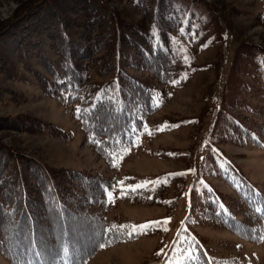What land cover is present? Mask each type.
<instances>
[{"label":"trees","instance_id":"16d2710c","mask_svg":"<svg viewBox=\"0 0 264 264\" xmlns=\"http://www.w3.org/2000/svg\"><path fill=\"white\" fill-rule=\"evenodd\" d=\"M37 1L29 3L24 13L15 14L10 25L6 23L0 29V35L11 30L10 43H14L17 54L24 61L27 56L39 61L43 70L42 80L38 81L42 94L57 101L77 124L81 143L118 171L131 151L144 147L145 139L169 128L167 124L150 126L149 117L198 70L189 49L196 46L201 51L213 41L210 37L206 41L201 35L196 37V18L175 6L174 0H124L138 16L132 23L119 19L103 0H41L36 4ZM60 3L66 8L64 12ZM189 3L209 6L200 0ZM226 38L223 32L224 58ZM257 63L251 75L258 85L259 104L252 106L241 100L243 105L236 102L231 112L226 109L222 113L221 98L212 97L216 111L187 165L191 181L198 185L184 190L186 202L201 187L196 196L204 213L251 242L263 236L264 192L245 181L221 154L217 140L251 143L264 156V55ZM93 67L102 79L93 78ZM220 80L219 76L218 84ZM10 120L4 127L17 129L16 121ZM23 125L31 128L29 132L48 131L62 140L72 138L70 132L37 120ZM13 156L0 146V256L7 263L85 264L96 250L142 235L161 231L163 240L162 228L141 229L130 221L110 224L98 214H89L91 221H83L90 206L95 209V204H107L112 198L109 186L100 178L73 170H49L29 156ZM213 176L225 182L237 207L254 216V222L235 216L211 187L208 178ZM174 180L178 176L166 174L157 184L146 181L145 188L134 182L131 188H125L127 183L123 181L117 184V198L159 206L161 202L154 194ZM188 211L171 242L154 257L157 264H243L241 260L218 258L205 248L192 231L188 220L193 215L189 217ZM45 238L52 239L51 247Z\"/></svg>","mask_w":264,"mask_h":264},{"label":"rangeland","instance_id":"374dc122","mask_svg":"<svg viewBox=\"0 0 264 264\" xmlns=\"http://www.w3.org/2000/svg\"><path fill=\"white\" fill-rule=\"evenodd\" d=\"M32 1L0 0V29L6 23L10 25L12 17L18 12L24 13V9ZM39 1L41 0L36 4ZM44 1L47 0H42ZM103 1L122 21L132 23L137 20V14L124 0ZM174 1L175 6L188 10L196 18V37L201 35L204 41L210 37L213 42L201 51L196 46L189 49L190 58L196 60L198 70L184 86L174 92L172 98L149 117L150 126L158 128L167 124L169 128L153 138L145 139L144 147L131 151L121 161L118 171L112 170L90 148L81 143L77 124L57 101L42 94L38 81L42 80L43 70L39 61H33L29 56L24 61V57L17 54L14 43H10L11 30L0 35V146L14 156L18 153L34 158L49 170L85 172L106 182L112 198L107 204H95V209L90 206L83 221H91L87 217L89 214H98L106 223L130 221L134 226L149 225L147 228H162L165 231L163 240L161 231H156L96 250L86 264H157L154 257L162 251V247L171 242L180 220L186 217L187 209L190 212L189 217H194L188 220L189 224L192 222L190 226L194 235L218 258L241 260L243 264H264V231L261 240L251 242L218 225L209 213H204L197 199L196 195L201 187L192 192L193 199L185 202L184 198L185 189L198 185L196 181H191L192 174L187 170V165L216 111L211 104L212 97L217 95L221 98L224 107L222 113L226 109L231 112L236 102L243 105L241 100L252 106L259 104L258 85L255 84L251 72L264 55V0H200L208 4V7L199 3L190 4L189 0ZM60 5L64 12V4ZM17 18H20V14L13 21ZM223 32L227 34L225 58L222 47L224 42L221 41ZM35 72L39 75H35ZM91 73L94 79H102L95 67ZM219 76L220 84L217 81ZM247 85L250 89L246 88ZM10 119L16 121H13L14 124L21 129L4 127ZM34 120L68 131L72 138L62 140L48 131L29 132L31 128L23 124ZM217 141L221 154L242 173L245 181L258 186L264 192L263 152L251 143L238 145ZM166 174L178 176V180L162 186V190L154 194L161 202L159 206L117 198L118 183L124 181L127 184L123 187L131 188L134 182L145 188L146 181H155L157 184ZM208 181L213 190L229 204L228 207L238 219L249 223L255 221L254 216L237 207L224 181L214 176L209 177ZM196 201L198 204H194ZM206 216L211 219L208 220ZM160 223L163 227H159ZM82 233L83 230H80V234ZM44 240L46 245L50 246L49 243H52L51 238ZM0 264L9 263L0 256Z\"/></svg>","mask_w":264,"mask_h":264},{"label":"snow or ice","instance_id":"6c2138e0","mask_svg":"<svg viewBox=\"0 0 264 264\" xmlns=\"http://www.w3.org/2000/svg\"><path fill=\"white\" fill-rule=\"evenodd\" d=\"M134 190V189H133ZM141 229H146L147 227H149V225H142L140 226ZM136 229L134 228L133 231H135ZM100 247H103V245H101ZM65 255H67V250L65 249Z\"/></svg>","mask_w":264,"mask_h":264}]
</instances>
